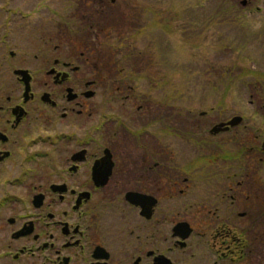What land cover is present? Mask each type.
<instances>
[{
  "label": "flooded vegetation",
  "instance_id": "1",
  "mask_svg": "<svg viewBox=\"0 0 264 264\" xmlns=\"http://www.w3.org/2000/svg\"><path fill=\"white\" fill-rule=\"evenodd\" d=\"M16 1L0 0V264H264V103L172 119L168 97L89 65L112 25ZM59 31L86 45L60 55ZM243 85L264 94V71Z\"/></svg>",
  "mask_w": 264,
  "mask_h": 264
},
{
  "label": "rangeland",
  "instance_id": "2",
  "mask_svg": "<svg viewBox=\"0 0 264 264\" xmlns=\"http://www.w3.org/2000/svg\"><path fill=\"white\" fill-rule=\"evenodd\" d=\"M36 1L40 0H17L15 5L28 8ZM57 1L59 11L66 2L78 1L69 4L79 21L76 31L93 20L103 22V27L112 25L104 51L91 52L96 44L88 40L89 65L98 60L101 67L122 69L123 77L134 78L130 85L137 87L140 97L151 95L158 102L168 97L172 119L206 112L209 122L221 115L255 112L264 103V94L243 85L246 73L264 71V0H115L104 9L89 4L91 0ZM58 37L64 45L60 55L79 50L77 36L69 38L67 31H59ZM250 100L255 103L250 105Z\"/></svg>",
  "mask_w": 264,
  "mask_h": 264
},
{
  "label": "water",
  "instance_id": "3",
  "mask_svg": "<svg viewBox=\"0 0 264 264\" xmlns=\"http://www.w3.org/2000/svg\"><path fill=\"white\" fill-rule=\"evenodd\" d=\"M222 127H224V125H219V126H217L215 129H214V131H219V129H221Z\"/></svg>",
  "mask_w": 264,
  "mask_h": 264
}]
</instances>
